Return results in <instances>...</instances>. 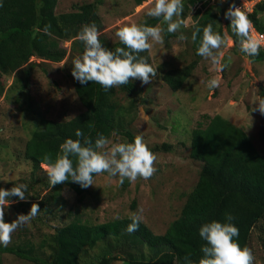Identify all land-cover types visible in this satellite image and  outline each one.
I'll return each mask as SVG.
<instances>
[{
	"label": "trees",
	"instance_id": "trees-1",
	"mask_svg": "<svg viewBox=\"0 0 264 264\" xmlns=\"http://www.w3.org/2000/svg\"><path fill=\"white\" fill-rule=\"evenodd\" d=\"M214 1L215 4H210V0H185L182 18L193 8L195 23L202 27L211 22L214 30L222 34L221 20H225L224 25L233 39L234 47L239 48V38L231 32L230 20L225 18V11L235 1ZM57 2L58 0H3L0 5V95L4 92L2 77L17 74L24 66L31 68L38 65L32 62V58L41 63L65 62V65L69 63L65 73L73 81L75 94L84 107V111L69 120L57 121L42 117L34 124L24 148V157L31 162L33 171L41 169L48 162L45 160L46 156L55 160L60 152V145L66 138L82 140L83 138L74 134L77 128L82 129L93 141L98 133L111 138L113 130L128 142L136 136L127 126L131 122V119L126 118L129 109L121 102L119 95L124 94L129 100H136L133 97L139 91L138 79L129 78V84L114 86L105 91L97 82L81 85L71 75L74 58L84 52L83 42L74 39L82 25L95 22L101 30L99 39L105 47L112 50L123 47L119 39L111 41L102 33V19L97 14L101 1L96 0L79 7L75 13L62 15L55 13ZM144 2L145 0H134L136 6ZM261 13H264V1L248 17L260 32H264V21L259 17ZM144 23L150 26L160 23L167 28L161 18L147 17L139 24ZM171 37L173 35L170 32H164L166 40ZM199 39L198 35L197 41H192L194 59L188 65L163 72L162 81L173 91L183 86L191 70L202 58L196 54ZM64 42H69V46H65ZM140 55L145 56L150 63L149 50ZM248 59L253 63L264 61V48H260L258 56ZM23 71L25 86H28L30 70L27 68ZM261 97H264L262 87ZM143 103L142 100L139 105ZM133 106L137 110L138 105L133 103ZM202 118L192 129L189 138V156L202 164L199 177L194 188L185 195L179 215L170 222L164 233L155 234L142 222L135 232L129 233L126 227L131 223V218L91 224L88 219H83L75 212L70 215L69 210L49 241L43 239L41 242L40 247L47 244L52 250L49 260L39 258L32 246L27 244L23 248L0 246V254L10 253L36 264H79L86 247L92 248L103 242L100 254L91 264H183L185 256L198 264L203 256L200 248L206 243L199 237V227L212 220L224 222L226 213H231L234 217L233 223L239 228L236 239L241 246L248 247L254 229L260 233L264 246V154L256 150L242 129L220 115H204ZM164 148L169 149L166 146ZM158 149L155 147L151 151ZM73 160L75 163L76 158L73 157ZM46 187H50L52 194L44 201L40 200L38 205L40 209L53 214L61 212L65 206L59 196L64 187L72 190L79 201L88 190L72 182L54 186H50L48 182ZM33 202L32 198H27L20 205L31 207ZM48 202H55L57 209H49L46 204Z\"/></svg>",
	"mask_w": 264,
	"mask_h": 264
},
{
	"label": "rangeland",
	"instance_id": "rangeland-1",
	"mask_svg": "<svg viewBox=\"0 0 264 264\" xmlns=\"http://www.w3.org/2000/svg\"><path fill=\"white\" fill-rule=\"evenodd\" d=\"M94 1L58 0L55 13H75L79 7ZM100 1L97 14L102 19V33L114 42L119 39L116 35L119 29L144 21L148 17V8L154 4V0H145L137 6L134 0ZM215 2L210 0V4ZM193 12L191 8L184 18L181 17L184 23L176 32H170L173 37L168 40L164 38L163 45L154 43L149 49L150 64L157 68V75L148 84L137 82L139 91L133 97L135 102L124 94L119 95L121 102L129 109L126 118L131 122L127 126L136 136H142L150 149L159 148L152 150L157 156L154 162L157 171L148 179L138 177L131 183L125 179L123 184L118 183V178L110 180L106 173L96 174L94 185L88 187L81 201L72 190L64 187L59 195L65 205L62 211L53 214L40 209L31 222L11 234L7 246L23 248L26 244L31 245L39 258L49 260L52 250L47 244L40 247L41 242L43 239L49 241L69 210L70 215L75 212L91 224L131 218L132 213L139 211L140 222L149 230L155 234L164 233L170 222L179 215L185 195L198 180L202 164L189 156V138L192 129L203 120L204 115H220L242 129L256 150L264 154V114L251 111L260 99V87L264 89V61L251 62L240 48L234 47L232 40L220 49L224 52L223 62L226 64L222 71L217 72L210 59L202 57L179 90L173 91L162 81L165 70L174 67L181 69L194 59L191 40L195 23ZM259 17L264 21V13ZM224 24L225 20H221L223 32L227 30ZM181 33L188 39H179ZM64 45L68 47L69 42H64ZM31 60L38 65L23 67V70H30L28 86H25V72L22 69L1 79L4 92L0 95V187L8 189L17 183H25L28 185L26 196L38 204L52 193L50 187H46L49 182L46 168L42 166L33 171L31 162L24 157L31 130L42 117L69 120L84 111V107L75 94L73 81L65 73L69 63ZM211 78L220 81L219 87L214 90L207 87V81ZM142 100L143 105H139ZM131 101L138 105L137 110ZM140 107L146 110L153 123L142 116ZM109 139L113 142L124 140L121 136H111ZM11 199L16 202L6 212L7 222L16 219L19 214H27L31 208L20 205L22 201H17L16 197ZM46 204L52 211L57 209L55 202ZM103 245V242H99L92 248L86 247L79 264L95 261ZM248 248L255 258L253 264H264V246L256 229L251 234ZM0 264L36 263L2 253Z\"/></svg>",
	"mask_w": 264,
	"mask_h": 264
},
{
	"label": "clouds",
	"instance_id": "clouds-1",
	"mask_svg": "<svg viewBox=\"0 0 264 264\" xmlns=\"http://www.w3.org/2000/svg\"><path fill=\"white\" fill-rule=\"evenodd\" d=\"M234 1L233 6L225 11V18L230 20L231 32L239 38L240 51L247 58H254L259 55L261 42L250 35L254 26L248 16L254 12L259 3L252 13L247 15L246 12L235 7L239 1ZM2 2L3 0H0V5ZM219 2L223 3V0ZM184 6L185 0H154L153 6L148 8L146 15L161 18L167 23V28L165 29L161 24L125 25L116 33L123 47H116L115 50L103 45L99 39L101 30L95 22L82 25L74 39L83 42L84 52L74 58L71 75L81 85L97 82L105 91L111 90L114 86L129 84V78L138 79L141 84H148L157 75V68L148 63L147 58L140 53L151 49L154 43L163 45L162 33L165 31L176 32L181 28L184 23L181 18ZM198 35L200 39L196 54L210 59L217 72L222 71L226 64L223 62L224 52L220 49L233 40L231 35L227 30L223 34L214 30L211 22L202 27L199 23H195L191 40L197 41ZM179 39L186 40L188 37L181 33ZM219 85L220 81L216 78L207 81L210 90L216 89ZM251 111L264 114V97L259 99L256 107ZM74 134L83 139L66 138L60 145V152L57 153L55 160L45 157L48 162L43 167L47 170L50 186L72 182L86 189L94 185V174L102 173H106L110 180L118 178L119 184H123L125 179L131 183L138 177L148 179L157 171L154 166L157 156L140 135L135 136L131 142L126 138L122 142H113L101 133H98L93 141L80 128L75 129ZM111 135L117 136L116 130H113ZM73 157L76 158L75 163ZM27 191L28 185L25 183H17L8 189L0 187V246L6 247L11 241V234L31 222L40 212L39 205L33 203L27 214H19L11 222L5 221L9 206L16 202L11 198L16 197L17 201L26 200ZM233 220V215L226 213L224 222L212 220L199 227V237L206 243L200 248L203 256L198 264H253L255 258L252 250L247 246H241L236 239L239 236V228ZM140 221L139 211L132 213L131 223L127 225L126 231L135 232L139 228ZM183 264H196V262L185 256Z\"/></svg>",
	"mask_w": 264,
	"mask_h": 264
},
{
	"label": "built area",
	"instance_id": "built-area-1",
	"mask_svg": "<svg viewBox=\"0 0 264 264\" xmlns=\"http://www.w3.org/2000/svg\"><path fill=\"white\" fill-rule=\"evenodd\" d=\"M239 3L235 7L240 8L242 11L246 12L247 15L251 14L254 7L263 0H238ZM254 26V24H253ZM252 38L257 39L261 42L260 48H264V32H260L255 26L250 32Z\"/></svg>",
	"mask_w": 264,
	"mask_h": 264
},
{
	"label": "water",
	"instance_id": "water-1",
	"mask_svg": "<svg viewBox=\"0 0 264 264\" xmlns=\"http://www.w3.org/2000/svg\"><path fill=\"white\" fill-rule=\"evenodd\" d=\"M139 111H140V113L142 114L143 117H145L149 122L153 123V120L148 117V115L145 113L144 109H142L140 107Z\"/></svg>",
	"mask_w": 264,
	"mask_h": 264
}]
</instances>
